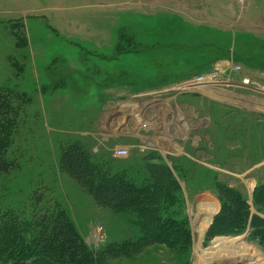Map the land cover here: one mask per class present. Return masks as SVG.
I'll return each mask as SVG.
<instances>
[{"label":"rangeland","instance_id":"1","mask_svg":"<svg viewBox=\"0 0 264 264\" xmlns=\"http://www.w3.org/2000/svg\"><path fill=\"white\" fill-rule=\"evenodd\" d=\"M147 102L187 120L180 153L141 143L151 133L128 108ZM242 103L264 105V0H0V161L13 164L0 226L18 224L15 255L66 264L50 225L75 264H200L197 244L236 238L245 264H264V110Z\"/></svg>","mask_w":264,"mask_h":264},{"label":"bare ground","instance_id":"2","mask_svg":"<svg viewBox=\"0 0 264 264\" xmlns=\"http://www.w3.org/2000/svg\"><path fill=\"white\" fill-rule=\"evenodd\" d=\"M200 85L196 84L195 87L193 88L189 87L188 89L189 90H199L216 99L226 100L225 96L218 95L217 93H210L208 92V90L204 89L206 88L205 86L203 87ZM167 105L168 103L165 102V104H162V105L152 106L150 102H147L144 104L143 103L140 104V106L138 105L139 107H135L134 105L133 106L129 105L128 109H130V111H137L141 115V119L143 121L142 129L146 130V132L150 131L151 133L150 138L141 137L142 138L141 143L159 148L160 151L163 152L164 154L171 153V152L180 153L181 150L178 149L177 146H175V138H180V137L185 138L188 134V129H190V127L189 128L187 127V123H188L186 122L187 120L186 121L181 120V118H184V117H178L175 111L170 113L167 109ZM242 105L248 108H251V109L253 108L257 110H264V105H262V107L257 106V105L249 106L244 103H242ZM131 115H133V113ZM129 122L127 124H129ZM134 126L136 128V125ZM114 129H120L119 123L118 125H115ZM124 131L126 132L125 129L124 130L121 129L120 132H123L122 134L125 135ZM130 132L129 133L127 132L126 134L127 135L130 134ZM127 151L128 149H125V152ZM215 211H216V208H213L209 205L205 208L203 207L202 209L198 211L200 215H207L206 216L207 220H204L199 224L200 229L198 230V235L200 239L202 238L203 231L209 225L210 217L212 216V214L215 213ZM237 240H238L237 238L233 240L217 239L212 243L211 248L201 253H198L200 250V245L197 244L195 246V252L197 253V257L199 260L198 263L200 264H219V263L220 264H245L247 261V258H249L248 257L249 253L247 250L242 248L243 246H241V244L237 243ZM220 257H225L226 260L223 262H220L218 261ZM256 258L249 259L247 264H261Z\"/></svg>","mask_w":264,"mask_h":264},{"label":"trees","instance_id":"3","mask_svg":"<svg viewBox=\"0 0 264 264\" xmlns=\"http://www.w3.org/2000/svg\"><path fill=\"white\" fill-rule=\"evenodd\" d=\"M13 168L12 163H7V162H1L0 161V174H6L9 173ZM126 200V199H124ZM116 201V199H111V198H105L102 200V203L105 204H112ZM64 216V215H63ZM18 224H13L11 227L9 226H0V264H37L36 262H30L28 259H21L18 258L15 255V252H18L17 248L20 249L24 245H20V242L18 241L17 237V232L19 233V230L16 231L19 227L17 226ZM66 225V223H65ZM51 227V229H50ZM49 229L52 233L54 238L51 237L49 231L50 238V243L49 246L53 249L58 251L57 256L58 258L67 261L66 264H75L78 262V255L75 250L74 243L72 242L71 239L66 237L63 228H57L49 225ZM16 232V233H15ZM11 233V234H10ZM15 233V234H14ZM14 234V235H13ZM13 235V236H12ZM207 238L211 239L212 234L210 232H207ZM42 234L38 235L36 237L37 239L42 240ZM46 241V240H45ZM35 241H32L31 244H29L30 248L33 250L34 249V244ZM16 250V251H14ZM31 254H34L32 251ZM16 256V257H15ZM15 257V258H13ZM25 261V262H23Z\"/></svg>","mask_w":264,"mask_h":264},{"label":"water","instance_id":"4","mask_svg":"<svg viewBox=\"0 0 264 264\" xmlns=\"http://www.w3.org/2000/svg\"><path fill=\"white\" fill-rule=\"evenodd\" d=\"M226 260V258L225 257H220L219 259H218V261H220V262H223V261H225ZM220 264V263H219Z\"/></svg>","mask_w":264,"mask_h":264}]
</instances>
